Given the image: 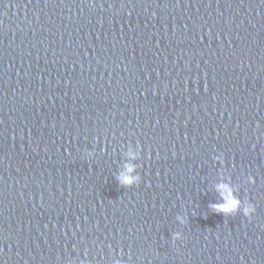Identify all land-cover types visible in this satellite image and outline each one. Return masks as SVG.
<instances>
[{"label": "water", "instance_id": "water-1", "mask_svg": "<svg viewBox=\"0 0 264 264\" xmlns=\"http://www.w3.org/2000/svg\"><path fill=\"white\" fill-rule=\"evenodd\" d=\"M0 264H264V0H0Z\"/></svg>", "mask_w": 264, "mask_h": 264}, {"label": "clouds", "instance_id": "clouds-1", "mask_svg": "<svg viewBox=\"0 0 264 264\" xmlns=\"http://www.w3.org/2000/svg\"><path fill=\"white\" fill-rule=\"evenodd\" d=\"M128 155L131 159L137 158V152L135 151H130ZM135 170L136 165L128 163L125 166V171L120 176H118L119 182L129 186L137 183L140 177L135 175ZM218 190L221 192L222 202L211 205V207L215 209L217 213H234L240 209L242 202L239 197L235 195V192L232 190L231 186L222 184L218 186ZM254 211L255 209L251 205L244 209L246 215H251ZM177 238H181L179 234H177Z\"/></svg>", "mask_w": 264, "mask_h": 264}]
</instances>
